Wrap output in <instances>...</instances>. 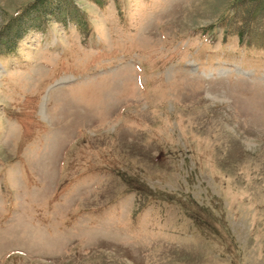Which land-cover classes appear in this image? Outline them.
Wrapping results in <instances>:
<instances>
[{
	"label": "rangeland",
	"instance_id": "obj_1",
	"mask_svg": "<svg viewBox=\"0 0 264 264\" xmlns=\"http://www.w3.org/2000/svg\"><path fill=\"white\" fill-rule=\"evenodd\" d=\"M16 32L0 264H264V0H0Z\"/></svg>",
	"mask_w": 264,
	"mask_h": 264
},
{
	"label": "trees",
	"instance_id": "obj_2",
	"mask_svg": "<svg viewBox=\"0 0 264 264\" xmlns=\"http://www.w3.org/2000/svg\"><path fill=\"white\" fill-rule=\"evenodd\" d=\"M36 1V0H34ZM38 1H42V0H38ZM33 2V1H32ZM249 34H255V30H254V26L251 27V29L249 30ZM249 34L247 35L249 38H252L249 36ZM19 35H22V33H13V35H5V37L1 36L0 38V49H4V45L8 44V47L6 49L11 50L12 48H14L17 43V37H19Z\"/></svg>",
	"mask_w": 264,
	"mask_h": 264
}]
</instances>
